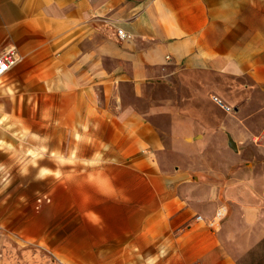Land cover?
Returning a JSON list of instances; mask_svg holds the SVG:
<instances>
[{"label": "crops", "instance_id": "0c3cea01", "mask_svg": "<svg viewBox=\"0 0 264 264\" xmlns=\"http://www.w3.org/2000/svg\"><path fill=\"white\" fill-rule=\"evenodd\" d=\"M8 49L0 264L29 240L61 253L46 152L84 184L86 263L242 264L264 244V0H0Z\"/></svg>", "mask_w": 264, "mask_h": 264}, {"label": "rangeland", "instance_id": "374dc122", "mask_svg": "<svg viewBox=\"0 0 264 264\" xmlns=\"http://www.w3.org/2000/svg\"><path fill=\"white\" fill-rule=\"evenodd\" d=\"M48 154L47 152L45 153V155L49 156ZM28 155L30 160L35 162L36 153L29 152ZM47 156H45L47 171L44 185V204H41V206L38 203L40 196L34 195L33 200H7L4 202V207L10 210L13 208L25 209L26 207H31L34 211H37L36 207L39 205L41 206L39 210L44 207L46 210V238L49 241H53V235L55 234L56 239H61V253L58 255L45 251L44 256H39L38 258L36 241L29 240L25 245L26 247L23 248V250H27V253H19L17 260L21 264H91L85 262L86 249L84 248L85 242L83 240L84 223L81 221L82 216L77 214L85 207V194H80L78 190V188L84 189V184L67 182L68 178L66 175L69 174L68 168L63 169L60 175L61 178L58 175L54 177L52 172L53 165L52 162H48ZM58 179H61L60 183H58ZM34 188H36V185H34ZM242 264H264V244L257 251L250 254Z\"/></svg>", "mask_w": 264, "mask_h": 264}, {"label": "built area", "instance_id": "2783aa9c", "mask_svg": "<svg viewBox=\"0 0 264 264\" xmlns=\"http://www.w3.org/2000/svg\"><path fill=\"white\" fill-rule=\"evenodd\" d=\"M117 36L120 39H127L129 35H126L122 30L117 31ZM20 59L16 56L13 49H8L0 55V78L7 73L16 63H19ZM200 220V218H198Z\"/></svg>", "mask_w": 264, "mask_h": 264}, {"label": "snow or ice", "instance_id": "6c2138e0", "mask_svg": "<svg viewBox=\"0 0 264 264\" xmlns=\"http://www.w3.org/2000/svg\"><path fill=\"white\" fill-rule=\"evenodd\" d=\"M0 70H2V69H0Z\"/></svg>", "mask_w": 264, "mask_h": 264}]
</instances>
